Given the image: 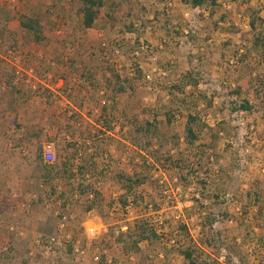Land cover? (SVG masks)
I'll return each mask as SVG.
<instances>
[{
    "label": "rangeland",
    "instance_id": "1",
    "mask_svg": "<svg viewBox=\"0 0 264 264\" xmlns=\"http://www.w3.org/2000/svg\"><path fill=\"white\" fill-rule=\"evenodd\" d=\"M1 4L11 19H0V257L15 233L28 264H100L102 258L112 264H184L177 249L188 241L179 233L185 226L207 259L264 264V91L256 88L264 82V52L253 49L249 26L250 11L261 9L264 0H219L217 7L204 9L185 0H127L113 20L103 10L90 31L76 16L79 0ZM23 14L46 22L49 47L39 54L19 27ZM193 68L203 76L195 93L212 103L199 101L198 149L172 140L183 133L186 112L182 96L170 89ZM85 69L97 72V86L83 80ZM113 73L123 84L126 78L133 82V91L115 101L107 83ZM8 76L23 96L10 93ZM242 100L254 112L234 113L232 105ZM169 106L175 111L170 126L163 116ZM149 109L161 115L163 145L154 142L155 157L147 164L154 167L151 180L138 191L144 202L130 198L123 210L117 175H132L144 162V139L133 124ZM219 128L226 132L212 139ZM49 144L54 163L72 159L69 145H76L75 171L96 154L105 172L72 183L103 195L110 203L103 205V216L99 210L85 212L78 191L75 198L69 195L67 182L45 163ZM179 154L201 165V174L193 177L166 163ZM40 165L49 167L44 178L36 173ZM256 193L261 210L247 197ZM143 216L165 237L126 257L112 233L126 231Z\"/></svg>",
    "mask_w": 264,
    "mask_h": 264
},
{
    "label": "trees",
    "instance_id": "2",
    "mask_svg": "<svg viewBox=\"0 0 264 264\" xmlns=\"http://www.w3.org/2000/svg\"><path fill=\"white\" fill-rule=\"evenodd\" d=\"M127 0H79V6L76 10V16L78 18L79 24L84 31H89L95 28L96 24L100 20V16L102 11H105V17L108 20H113L116 12L121 9V5L123 2ZM219 0H185V4L190 6L193 9H204V8H215L218 6ZM262 13H264V5L261 9H253L250 11L249 16V26L251 33L253 35V44L252 47L257 52H264V18L262 17ZM0 19L8 21L11 19L8 15L7 10L1 4L0 0ZM18 23L20 29L28 36L29 38V46L34 53H40L42 50L47 49L49 47L47 37L45 35L46 32V22L37 17H30L27 15H20L18 17ZM130 32L134 31V27L130 25L128 28ZM250 54V53H249ZM136 71L141 74L139 68H136ZM264 77V76H263ZM82 78L84 81L89 82L92 86H97V72H92L85 69V73H83ZM15 78L13 76H8L5 78V84L7 85L10 93L14 98H18L19 96H23V93L15 87L14 85ZM203 82V76L194 68L191 70H187L185 74L180 78L175 85H173L170 89L171 94H180L182 96L179 99V104H182L183 109L186 112V122L184 131L181 135H175L172 137L174 141V145L178 146L181 140L184 141V144L187 148L192 149L197 146L200 140V131L199 127L201 124V118L199 116L198 107L201 102L207 104V106H211L212 103L207 101L206 97L203 95H197L195 92L199 89L201 83ZM251 83L253 82L250 81ZM249 82V83H250ZM108 85L112 84V100L115 101L118 97L123 96L126 93L133 91V82L130 79H125V83L123 84L121 76L117 73L112 74V79L107 80ZM259 85H256V88L264 91V82L259 80ZM252 86V85H251ZM240 88V87H239ZM187 90H191V93L187 96L185 92ZM241 89H237L235 94L240 95ZM201 101V102H199ZM106 112V108L103 107ZM164 110V118L168 126L172 125L175 111L169 106L165 107ZM232 111L234 113H247L251 114L254 112L253 105L250 101L242 100L240 103H236L232 105ZM143 120L142 122L133 124V129L137 136H141L144 139V144L142 147V151L144 152L143 163L141 167H136L133 174H118L117 180L120 184L121 190L124 195H122L119 199V205L123 210H126L130 206V198L135 201V203L144 202V198L138 195V191L142 190L147 183L151 180L150 171L152 168L150 165H147L150 161V158H154L155 155L151 154V151L154 147V142L160 143V147L163 145L164 136L161 133V127L163 126V122L161 121L158 110L149 109L142 111ZM13 125H16V120L11 121ZM17 129L20 127L16 126ZM219 132L218 135H213L212 139H218V136L222 132H226L225 128ZM72 146V147H71ZM76 145H69L71 150L73 149V158L70 160H64L55 162L52 168L55 170V176L62 180H65L69 185L70 196L75 198L76 192H79V200H85L84 210L85 212L98 211L102 215V208L105 204H110L106 200H104L103 195L99 191H95L92 188L85 187L83 185H79L78 188L73 186L72 180L76 177L82 178L90 176L89 173H96L98 170V174H103L105 172L104 168L98 167V163H96L97 156L96 154L90 155L83 159L82 163L77 167V170H74L75 162L78 160L79 153L77 149H74ZM76 148V147H75ZM160 153L157 151L156 154ZM81 156V154H80ZM149 156V157H146ZM203 155H201L202 158ZM41 162L44 163L42 159ZM166 163L176 168L177 171L189 172V174L193 177H196L201 174L202 167L199 164L192 165L188 157H185L183 154H179V158L176 161L167 157L165 158ZM161 163V161H159ZM156 162V164H159ZM152 166H155L152 165ZM47 169L43 165L36 169V173L40 174L43 178L47 176ZM75 172V173H74ZM203 185L205 183L202 182ZM204 196V195H203ZM257 193L248 194L247 197L249 200L255 198V204L259 207V200L257 199ZM78 197V196H77ZM78 199V198H77ZM197 203V201H195ZM112 206V205H110ZM261 210V207H259ZM249 210V209H247ZM158 212V211H157ZM103 216V215H102ZM163 230L158 229L157 225L153 224V221L147 219L145 216L138 218L134 221L133 227L127 228L126 231H119L118 234L112 233L115 242L121 247L123 254L126 257H129L132 254H137L141 250V245L144 243L155 244L156 242L162 240L165 236L164 233L161 232ZM179 233L185 236V239L188 240L183 245H178L177 252L182 257L184 264H226L219 262L215 259L206 258L207 253L200 245H197L192 241L189 231L185 226L179 227ZM185 234V235H184ZM16 234H10L9 248L6 253L2 257H0V264H28V252H20L19 246L16 244ZM208 247V245H206ZM228 262V261H227ZM231 260L229 264H231ZM100 264H112L106 261L105 258L100 260ZM117 264V263H115ZM228 264V263H227Z\"/></svg>",
    "mask_w": 264,
    "mask_h": 264
},
{
    "label": "built area",
    "instance_id": "3",
    "mask_svg": "<svg viewBox=\"0 0 264 264\" xmlns=\"http://www.w3.org/2000/svg\"><path fill=\"white\" fill-rule=\"evenodd\" d=\"M44 154H46V157H47L45 163H47V164L54 163L56 157H55L54 147H53L52 144H49V145L45 146ZM128 208H126V209H128ZM91 232L94 233L93 231H91ZM96 261H98V258H96Z\"/></svg>",
    "mask_w": 264,
    "mask_h": 264
},
{
    "label": "crops",
    "instance_id": "4",
    "mask_svg": "<svg viewBox=\"0 0 264 264\" xmlns=\"http://www.w3.org/2000/svg\"><path fill=\"white\" fill-rule=\"evenodd\" d=\"M46 28H47V26H46ZM90 31V30H89ZM45 35H46V32H45ZM47 37V36H46ZM48 40V39H47ZM48 44H49V42H48ZM33 52V51H32ZM34 53V52H33ZM35 54H37V53H35ZM39 54V53H38Z\"/></svg>",
    "mask_w": 264,
    "mask_h": 264
}]
</instances>
